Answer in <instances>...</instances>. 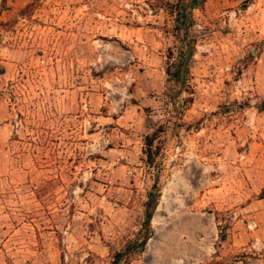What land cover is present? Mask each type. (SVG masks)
<instances>
[{
  "label": "rangeland",
  "instance_id": "1",
  "mask_svg": "<svg viewBox=\"0 0 264 264\" xmlns=\"http://www.w3.org/2000/svg\"><path fill=\"white\" fill-rule=\"evenodd\" d=\"M149 192L129 264H264V0H0V264H111Z\"/></svg>",
  "mask_w": 264,
  "mask_h": 264
},
{
  "label": "trees",
  "instance_id": "2",
  "mask_svg": "<svg viewBox=\"0 0 264 264\" xmlns=\"http://www.w3.org/2000/svg\"><path fill=\"white\" fill-rule=\"evenodd\" d=\"M191 4H194L196 2V0H190ZM179 20H181L180 22L183 24H185V20H186V15L185 13H179ZM188 55L190 56V52L186 53V57L185 59V63L186 60L188 59ZM185 63L183 61H179L177 67L175 68L174 71V75L178 76V72L181 70L182 67H180L181 65H185ZM152 141H148L147 144H149V146L151 145ZM155 203H156V199H155V195L152 192L148 193V198L147 201L144 204V220L142 222V227L145 230V234L144 237H142V239L140 240H130L126 243V245L123 247L122 250H118V251H114L113 255H112V260H111V264H129V256L132 252L135 251H140L144 248L148 238H149V234L151 233V227H150V220L151 217L153 215V210L155 207ZM223 234L221 235V238H223Z\"/></svg>",
  "mask_w": 264,
  "mask_h": 264
},
{
  "label": "bare ground",
  "instance_id": "3",
  "mask_svg": "<svg viewBox=\"0 0 264 264\" xmlns=\"http://www.w3.org/2000/svg\"><path fill=\"white\" fill-rule=\"evenodd\" d=\"M157 222V219L156 218H154V220H153V223H156Z\"/></svg>",
  "mask_w": 264,
  "mask_h": 264
}]
</instances>
